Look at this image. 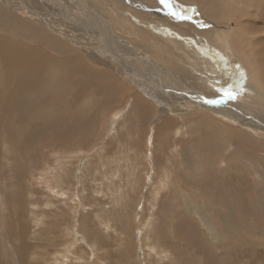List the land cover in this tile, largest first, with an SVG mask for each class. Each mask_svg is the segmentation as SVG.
I'll return each mask as SVG.
<instances>
[{"label": "rangeland", "instance_id": "1", "mask_svg": "<svg viewBox=\"0 0 264 264\" xmlns=\"http://www.w3.org/2000/svg\"><path fill=\"white\" fill-rule=\"evenodd\" d=\"M54 1L52 11L47 0H0V40L45 54L62 74L25 119L31 66L0 61V264H264V0H229L246 11L234 7L239 23L193 0H171L191 19L159 0H79L98 18ZM104 38L135 58L114 63L121 55ZM82 67L96 75L82 82ZM17 75L23 85L7 86ZM177 81L229 115L186 106L192 92L178 96Z\"/></svg>", "mask_w": 264, "mask_h": 264}, {"label": "bare ground", "instance_id": "2", "mask_svg": "<svg viewBox=\"0 0 264 264\" xmlns=\"http://www.w3.org/2000/svg\"><path fill=\"white\" fill-rule=\"evenodd\" d=\"M48 1V3H49V5H54L53 6V8L51 7V9H52V11L54 10V7L56 6V3H55V1L54 0H47ZM71 1V0H70ZM74 1V0H73ZM78 1V4L80 3V6L79 7H81L82 6V10L85 12V13H87V15H89L88 13H90L89 12V10H90V8L91 7H87V5H86V2H82V1H80L79 2V0H77ZM83 1H85V0H83ZM160 1V0H159ZM189 1V0H188ZM13 2H16V0L14 1V0H4V3L6 4V5H8V6H13ZM75 2V1H74ZM193 2L194 3H196L197 5L198 4H205V9H204V12L202 13L203 15H204V13L205 14H207V15H209V16H211V17H213L214 19H216V20H218V21H220L223 17H227V15H230V17L233 19V20H235L236 22H238L235 18H234V14L236 13V11L235 10H233V9H235L236 7L233 5L234 3H232L231 1H229V0H226V1H221V0H193ZM44 3V2H43ZM90 3V2H89ZM73 4V3H72ZM146 4H152V5H158V6H160L159 4H158V1L157 0H148V2L146 3ZM237 4V3H236ZM92 5V4H91ZM90 5V6H91ZM239 5V4H238ZM243 5V4H242ZM16 6V5H15ZM89 6V5H88ZM194 6V5H193ZM16 7H20L19 5H17ZM21 7H22V5H21ZM79 7H78V10H79ZM93 7V6H92ZM161 7V6H160ZM192 7V6H191ZM195 7V6H194ZM235 7V8H234ZM49 8V7H48ZM48 8L47 7H45L44 8V10L45 11H50V10H48ZM199 8H201V7H199ZM206 8H208L207 9V11H206ZM238 8V7H237ZM237 8H236V10H237ZM243 8H244V6H243ZM1 9V8H0ZM211 9H214L212 12H210V10ZM239 9V8H238ZM94 10H95V8H94ZM94 10H93V12H94ZM161 10L163 11V8H161ZM240 10V9H239ZM238 10V11H239ZM241 10H242V8H241ZM239 11V13L243 16L244 14H245V10L244 11ZM45 11H40L41 13H44L45 14ZM80 12H81V14L82 13H84V12H82L81 10H79ZM91 11V10H90ZM201 11H203V10H201ZM40 13V14H41ZM84 13V14H85ZM96 13V11L94 12V13H90V15H92L93 17H96L97 15L95 14ZM163 13V12H162ZM36 14H37V11H36ZM77 14V13H76ZM194 14V13H193ZM192 14V15H193ZM34 14L32 13V16H33ZM89 15V16H90ZM154 15H158L157 13H155L154 12ZM85 16H86V14H85ZM99 16V15H98ZM197 16V15H196ZM200 16H202V15H200ZM209 16H206L207 17V19H209L208 17ZM96 18H98V17H96ZM204 18V17H203ZM40 19V18H39ZM211 19V18H210ZM213 19V20H214ZM42 20V19H41ZM212 20V19H211ZM212 20V21H213ZM249 20V19H248ZM45 22L47 23V24H49L47 21H46V19H45ZM50 22V21H49ZM239 23V22H238ZM247 24H251L250 23V21H247L246 22ZM232 25V24H231ZM240 25V24H239ZM238 25V26H239ZM53 27V26H52ZM198 27V26H197ZM218 27V26H217ZM240 27V26H239ZM54 28V30L55 31H57V32H59V33H61V34H64L63 36H65V37H68L67 36V32H64V31H62V30H59V29H56L55 27H53ZM59 28H61V29H63L62 27H59ZM213 28V27H212ZM63 30H65V31H67V29H63ZM99 30V29H98ZM217 31H219V27L216 29ZM241 29H239L238 28V30L237 31H240ZM198 31V30H197ZM200 31V30H199ZM212 31V30H211ZM213 31H214V29H213ZM201 32H202V30H201ZM106 33V32H105ZM200 33V32H199ZM100 35H101V33H99ZM200 34H202V33H200ZM214 34V33H213ZM86 36V35H85ZM78 37V36H77ZM231 37V36H230ZM203 39H205V38H203ZM79 40V39H78ZM105 40V42H107L106 41V39L104 38L103 39V41ZM207 40V39H206ZM206 40H204V41H206ZM19 41V40H18ZM102 41V40H101ZM207 42H208V40H207ZM244 42V41H243ZM108 44H110L111 45V48L113 49V53L115 52V51H117L118 52V54H120L121 55V57L119 56V58H121L122 60H116V59H119V58H116V59H114V63H116V64H118V65H124L125 66V61H127V59L128 58H126V59H124V58H122V57H125V56H127V57H129V58H132L133 57V55H128V53H127V55H122L121 54V52H120V50L118 49V47L116 46V44L113 42H110V41H108L107 42ZM246 42H244L243 44H245ZM252 43V42H251ZM231 44L234 46V47H236V46H238V48H240V47H243V45H242V43H240V41H239V44H238V41L237 40H232V42H231ZM238 44V45H237ZM248 44H250V43H248ZM259 45H260V42L258 43ZM107 45V44H106ZM252 45H254L253 43H252ZM14 46V47H13ZM107 46H109V45H107ZM117 47V48H113V47ZM250 46H251V44H250ZM7 47H13V48H15V50L14 51H8L6 48ZM110 47V46H109ZM125 47V46H124ZM128 47V46H127ZM255 48H253L252 49V51H254V54L256 53L257 54V56L259 55V52H258V50H257V48H256V46H254ZM258 47V46H257ZM131 49V48H130ZM193 49V48H192ZM128 50V49H127ZM132 50V49H131ZM244 50V49H243ZM233 51V50H232ZM6 52V53H5ZM26 52V53H25ZM134 52V51H133ZM190 53L192 54V51H190ZM2 54H4L5 55V58L4 57H0V61H4V64L6 63L7 64V66H10L11 67V69L14 71V72H22V71H24L27 67H29V66H31L29 69H28V71L25 73V77H32L33 78V83H32V85H31V87H30V89H32L33 91H34V93H33V97L35 98V99H30L29 101V103H28V105L25 107L26 109H23V111H20V113H21V115H23V117H25V119H27L28 117H32V116H35V115H37L36 114V112H37V110H38V108L40 107V105L41 104H43V103H45L46 104V101H44L43 99H41V100H39V98H38V96H39V94L38 93H36V92H39L40 90H41V92H43V90L44 89H48L47 88V85H46V83L48 84V85H50V84H52V83H54L53 82V80L54 79H58V77L59 76H61L62 74H61V71H60V69L58 68V67H56L55 66V64H53V63H48L49 62V57L48 56H46L45 54H39V55H33V54H31L29 51H26L25 50V45H22V44H20V43H16V42H14L13 44H12V46L11 45H5V43L3 42V41H1L0 40V55H2ZM137 54V53H136ZM243 54V53H242ZM116 55V54H115ZM263 55H264V52H263ZM106 56V55H105ZM149 57V56H148ZM133 58H135V57H133ZM139 58H141V59H144V60H146V61H148L149 60V58H143L142 56L141 57H139ZM257 58V57H256ZM51 59V58H50ZM131 60V59H130ZM143 60V61H144ZM256 60V59H255ZM145 61V62H146ZM69 62V61H68ZM134 62V61H133ZM249 62H251L250 60H249ZM261 62H262V60H261ZM146 63H149V62H146ZM263 63V62H262ZM69 64H72V65H75V66H78L77 64H75V63H73V62H69ZM137 64V63H136ZM259 64H260V62H259ZM264 64V63H263ZM117 65V66H118ZM138 65V64H137ZM61 66V65H60ZM261 66H263V65H261ZM121 67V66H120ZM16 68V69H15ZM160 69H161V67H159ZM70 69H75L76 70V72L78 71V69H76V68H70ZM128 69V68H127ZM62 70H63V68H62ZM162 71H163V69H161ZM65 71H67L68 72V70H66L65 69ZM123 71V70H122ZM122 71H120V72H122ZM126 71V70H125ZM124 72V71H123ZM122 72V73H123ZM127 72V71H126ZM132 72V71H131ZM135 73V72H134ZM79 74H80V76H81V78H82V82H85V81H89V80H91V78L93 77V75H96V72H90L89 70H88V68H83L82 67V69L80 70V72H79ZM128 74H130V73H127V76H128ZM47 75L49 76V78H50V80L48 79V77H47ZM170 75V74H169ZM167 76V75H166ZM170 77L171 78H173L172 77V75H170ZM184 77V76H183ZM117 77L116 76H114V75H111V77H110V79H111V81H112V83L113 84H115V85H117V86H119V87H117L118 89H120L121 87L123 88V86H122V84L119 82V81H116L115 79H116ZM118 79V78H117ZM132 79V78H131ZM60 80V79H59ZM81 80V79H80ZM169 80V79H168ZM17 82V86L18 87H20V86H22L23 85V83H24V79L23 78H21V77H19V75H17L16 77H12V78H10V79H7L6 80V83H7V86H11V84L13 83V82ZM55 81V80H54ZM62 82V81H61ZM141 82V81H140ZM56 83V82H55ZM59 84V82L58 83H56V86ZM61 84V83H60ZM80 84V83H79ZM172 85V84H171ZM6 86V87H7ZM55 86V85H54ZM174 86V85H173ZM83 87H85V86H83ZM98 87L102 90V92H101V95H103V96H105V98L107 97V96H114V98L113 99H108L109 101H110V103L111 102H114V101H116V98L118 97V95L119 94H115L114 93V90L113 89H111L110 88V90H106V88L105 87H102L101 86V84H100V82H99V84H98ZM176 87H178L177 88V90H179V92H180V94L178 95V96H181L182 94L184 95V94H186V93H189V91L190 92H192L191 94H187V95H189V96H187V98H184V96H183V98H184V100L186 101V102H184V103H186V106H188V107H191V108H193V109H200V108H205L206 110H211L212 112H215V113H219V114H222V115H225V116H228L229 114H228V112L225 110V108H221V106L222 105H220V106H218L217 104H215V103H213V102H211V101H213V100H210V99H207L200 91V93L199 92H197V91H192V89L189 87V88H184L183 87V85L179 82V81H177L176 82ZM21 89V88H20ZM171 89V88H170ZM121 90V89H120ZM184 90V91H183ZM81 91V90H80ZM84 91V90H83ZM122 91H124V88L122 89ZM174 91H175V89H174ZM177 93V92H176ZM14 97L13 98H16L17 99V97H16V95L15 94H12ZM28 95H30V94H28ZM75 96V95H74ZM83 96V95H82ZM3 97V96H2ZM28 97V96H27ZM84 97V96H83ZM20 98L22 99L23 97H22V94H21V96H20ZM26 98V97H25ZM76 98H81V97H78V96H76ZM104 98V97H103ZM27 99V98H26ZM82 99H84V98H82ZM18 100V99H17ZM107 100V101H108ZM187 100H189V101H187ZM19 101V100H18ZM24 101V100H23ZM23 101H22V103H23ZM28 101V100H27ZM103 101V100H102ZM2 102V101H1ZM19 102H21V101H19ZM222 102V101H221ZM17 103V102H16ZM108 103V102H107ZM183 103V105H185ZM1 104V103H0ZM19 103H17V105H18ZM45 104H44V106H45ZM115 104V103H114ZM140 104V103H139ZM21 105V104H20ZM19 105V106H20ZM25 105V104H24ZM103 105V104H102ZM108 105V104H107ZM133 105V104H132ZM131 105V106H132ZM211 105H215V106H213L214 108L216 107L217 109H214L213 110V107H211ZM138 107H140V106H138ZM165 107V106H164ZM168 107V106H167ZM231 107V106H230ZM18 108V107H17ZM101 108H103L104 109V107H101ZM233 108V107H232ZM20 109H22V107L20 108ZM100 109V108H99ZM143 109H145V106H142V108H141V110H143ZM242 110H240V112H239V110L237 109V112L239 113V114H237V115H240V113H241V115L244 117V119H245V117L246 118H248L247 117V114H245V113H243V112H241ZM234 112V111H233ZM232 112V113H233ZM246 112V111H245ZM141 113H142V111H141ZM175 113V112H174ZM231 113V112H230ZM0 114H1V112H0ZM236 115V114H235ZM236 115V116H237ZM249 115V114H248ZM96 116V115H95ZM146 116V115H145ZM250 116V115H249ZM224 117V116H223ZM239 116H237V120L239 121V118H238ZM235 118V117H234ZM3 120V119H2ZM249 120H251V121H254V120H257L256 118L254 119L253 117H249ZM7 121H9V120H7ZM21 121V120H20ZM4 122V121H3ZM2 122V123H3ZM84 122V121H83ZM83 122H81L78 126L76 125V127H75V129H81V127L82 126H84L85 124L83 123ZM164 122V126L163 127H161V130L160 131H165L168 127H171L172 125H173V121L171 122V120L169 119V120H165V121H163ZM8 124H9V122H7ZM24 123V122H23ZM40 123V122H39ZM86 123V122H85ZM239 123V122H238ZM256 123V122H255ZM261 123V127L260 126H255L256 128H259L260 130H264V123L261 121L260 122ZM263 123V124H262ZM4 124V123H3ZM7 124V125H8ZM18 124V123H17ZM20 125H21V123H20ZM38 125V124H37ZM162 125V124H161ZM256 125V124H255ZM6 126V125H5ZM13 126V125H12ZM35 126V125H34ZM33 126V127H34ZM252 126V125H251ZM254 126V125H253ZM16 127V126H15ZM0 128H1V125H0ZM8 128V127H7ZM19 128V127H18ZM160 127H158V129H159ZM6 129V128H5ZM7 130V129H6ZM18 130V129H17ZM74 132H75V130H73ZM21 132V131H20ZM23 132V131H22ZM48 133H49V130H48ZM18 134V133H17ZM38 134V133H37ZM77 134V133H76ZM86 134V133H85ZM27 135V134H26ZM18 136V135H17ZM21 137H23L22 135L20 136V138ZM15 138V137H14ZM17 138V137H16ZM20 138H18V139H20ZM9 143V142H8ZM252 153V152H251ZM184 198V197H183ZM188 202V201H187ZM187 202H186V204H187ZM192 203H190V205H191ZM195 207V206H194ZM194 207H193V210H194ZM187 208H189V206H187ZM192 209V208H191ZM191 209H190V211H191ZM197 215H198V213H197ZM201 217L200 218H202V221H203V218L204 217H202V215H200ZM207 226H208V223H205ZM209 226L211 227V225L209 224ZM213 233V232H212ZM214 235V234H213ZM217 237V236H216ZM1 257V256H0ZM1 259V258H0ZM2 260V259H1ZM4 261V260H3Z\"/></svg>", "mask_w": 264, "mask_h": 264}, {"label": "snow or ice", "instance_id": "3", "mask_svg": "<svg viewBox=\"0 0 264 264\" xmlns=\"http://www.w3.org/2000/svg\"><path fill=\"white\" fill-rule=\"evenodd\" d=\"M160 3H162L166 7H168L169 10H170V14L173 15L175 18H177V19H191L190 16H185L182 13H177V12L172 11V2H171V0H160ZM224 95L228 99H235L236 98V93L233 92L232 90H226L224 92ZM211 102L215 103V101H211Z\"/></svg>", "mask_w": 264, "mask_h": 264}]
</instances>
